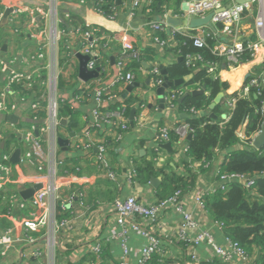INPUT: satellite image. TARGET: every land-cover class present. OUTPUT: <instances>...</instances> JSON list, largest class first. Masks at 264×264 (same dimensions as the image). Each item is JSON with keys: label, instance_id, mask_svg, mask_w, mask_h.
Listing matches in <instances>:
<instances>
[{"label": "crops", "instance_id": "crops-1", "mask_svg": "<svg viewBox=\"0 0 264 264\" xmlns=\"http://www.w3.org/2000/svg\"><path fill=\"white\" fill-rule=\"evenodd\" d=\"M101 1L104 0H59L63 22L57 27L62 35L56 39V15L45 19L40 10L44 3L56 5L54 0H0V174L5 167L10 168L0 189V235L13 240L5 253L0 254V264H140V249L149 242L144 231L151 229L159 238V250L148 264H254V257L246 263L234 252L230 260L223 262L207 239L194 246L201 259L195 263L188 241L181 238L183 216L173 207L161 212L162 228L154 229L140 217H128L120 223L114 203L129 196L144 203L157 202L164 173L183 176L185 185L174 194L183 192L185 207L198 224L197 229L187 231V236L196 237L204 230L217 245L228 248L226 230L205 205V196L220 188L218 175L226 155L216 152L213 160H196L187 154L189 136L162 139V128L173 130L180 122H187L188 116L182 117L185 113L179 112L177 105L170 107L173 101L166 98L168 88L159 95L161 85L151 76V68L162 73V65L180 61L179 45L170 37L173 32L195 33L208 28L215 42L234 45L246 40L259 41L255 28L258 4L253 2L236 30L225 35L216 26L190 28V18L180 14L190 0L182 1L180 10L171 2L165 14L146 8V2L134 7V0H113L112 15L98 11ZM222 1L229 6L238 0ZM169 11L182 21L181 25L167 22ZM148 21L166 22L169 41L163 48L156 43L158 29L152 28ZM86 33H90V39ZM123 35L127 36L131 50L152 49L156 53L141 66L135 61L128 63L127 71L134 76L132 81L115 82ZM88 44L95 53L93 69L89 67L92 57L86 51ZM165 47H170L167 53ZM257 50L254 57L251 54L250 59L237 64L220 55L213 72L228 81L232 91L244 84L245 89L252 78L264 83V45ZM78 54L90 56L88 68L98 69L97 77L87 81L80 77ZM193 69L198 71L199 67ZM14 74H29L32 78L10 84ZM178 88L186 93L202 89L194 85ZM123 104L128 124L125 130L109 115ZM232 106L230 102L225 114ZM97 108L103 114L99 120L94 116ZM204 112L209 116L214 113ZM89 129L93 143L86 148ZM30 138L40 141L39 155ZM101 145L106 148L108 166L99 159ZM17 151L20 160L14 162ZM148 162L160 171L163 169L151 176L159 178L157 186L151 178L148 182H142L136 175L133 180L128 179L132 169ZM110 170L114 176H109ZM36 184L41 188L34 197L24 199L19 185L29 188ZM55 186L59 187L57 198L52 194ZM44 189H49V193L43 204L36 206L34 198ZM200 197L204 198L203 203ZM47 208L50 213L46 225L36 232L37 240L28 243L23 221L47 213ZM62 221L66 225L57 229ZM97 242L101 244L100 257L92 250ZM34 250L41 255H34ZM255 256L260 254L256 251Z\"/></svg>", "mask_w": 264, "mask_h": 264}, {"label": "trees", "instance_id": "trees-1", "mask_svg": "<svg viewBox=\"0 0 264 264\" xmlns=\"http://www.w3.org/2000/svg\"><path fill=\"white\" fill-rule=\"evenodd\" d=\"M148 1L143 0L146 3ZM182 1L184 0H152L148 7L154 12L165 14L166 6H169L171 2L177 8ZM100 4L107 15H112L113 0H104ZM216 27L221 28L222 26L217 25ZM156 32L159 33L160 40H166L169 36L165 28ZM170 37L178 43L182 59L174 64L162 65L161 68L166 70V74L156 75L151 72V76L154 80L157 78L165 80L167 77L169 81H174L193 73L187 82L179 86L168 87L167 96L171 90H181L178 87L190 85L209 92L194 95L182 89L183 94L175 100L178 111L188 114L185 121L192 129L187 154L196 160L206 159L208 161L215 158L216 152H222L226 157L220 173L257 177L255 185L251 188L245 187L238 181L230 183L227 191L219 188L214 194L205 196V205L214 219L220 222L226 230L228 238L244 249L251 258L254 257V264H264V147L258 150L251 145L254 136L261 131L264 123V83L257 78V85L250 86L248 93L244 92L245 84L241 89L232 91L228 81L222 80L215 72L204 67L205 63H218L220 58L213 51L214 39H208L207 46L198 48L194 45V37L191 33L178 31L171 33ZM167 41L169 40L165 42L168 43ZM169 48L165 47V53ZM140 53L141 59L135 61L139 66L144 60L154 58L156 52L151 49ZM188 54H200L203 62L189 66L186 62ZM251 54V49L245 44L239 61L250 59ZM194 66L199 67V70L193 69L196 68ZM154 68L152 67L151 71ZM220 93H223V97L214 108H211V104ZM230 102L233 106L229 109L227 117L223 118ZM205 110L213 111L217 118L199 114ZM193 111L197 113H192ZM244 124L246 125V143H242L238 136V130ZM169 134L171 139L178 138L172 129ZM161 171L156 169L153 163L148 162L145 166H138L136 178L142 182H148L151 176ZM183 182V176L164 173L163 184L157 190V201L170 197L178 189L182 190L181 188L185 185ZM37 234L31 235L35 241L38 238ZM256 251L260 254L259 257L255 256Z\"/></svg>", "mask_w": 264, "mask_h": 264}, {"label": "built area", "instance_id": "built-area-1", "mask_svg": "<svg viewBox=\"0 0 264 264\" xmlns=\"http://www.w3.org/2000/svg\"><path fill=\"white\" fill-rule=\"evenodd\" d=\"M56 5L50 6L49 4L42 5L40 7V10L45 17V19H48L52 15H56V28H55V34L56 39L59 38L62 33L58 29L57 25L61 22H63L62 16L63 12L59 8V0H54ZM237 1V0H234ZM253 2L258 4V11L256 13L255 17V28L257 31V35L259 37V41L252 42L250 40H246L242 43H236L234 45L226 44L223 42H215L213 51L216 55L220 56H226L229 63L231 64H237L240 60V55L245 49V44H247V48L251 49L253 57L256 55V52L258 51V47L264 45V0H254V1H247L245 3H237L235 2L232 5L225 6L223 4L222 0H190L188 1L184 6L183 9H181V16L183 17H193V16H204L207 13L211 11H215V14L212 18V22L214 26L221 25L222 27L219 28L220 31L225 35H231L241 22L242 18L244 17L245 13L252 8ZM152 3V0H149L146 3V8L149 4ZM134 7H139L143 5V0H134L133 2ZM98 11L101 13H104L105 11L101 8V5L97 6ZM151 9V8H150ZM148 9V11L150 10ZM152 28L155 30H159L161 28H164V24L161 22L156 21H148L147 22ZM184 33H188L186 31H181ZM191 35L194 37V45L198 48H202L207 46L208 39H214L213 33L208 28H202L198 32L191 33ZM86 38L90 39V33H86ZM121 45H122V56L118 60L117 67H118V73L117 78L115 79V82L120 81L122 79L126 81H132L134 76L131 74L130 71H127V66L130 61H136L141 59V53L138 50H131V48L128 45L127 42V36L123 35L120 38ZM156 43L163 48L165 45V41L160 40L159 38H156ZM92 45L88 44L87 53L92 57L89 62V67L91 69L95 68L96 62H95V53L94 49H92ZM187 64L195 65L198 62H203V58L200 54H188L186 57ZM197 67V66H194ZM204 67L207 68L209 71H214L216 68V63H205ZM152 73H155L156 75L160 74V70L158 68H154L152 70ZM32 78L29 74H14L11 78L9 83L13 84L16 81H19L20 79H26L30 80ZM156 82L158 85H162L164 83L163 78H157ZM264 82V81H263ZM258 80L257 78H252L249 82V84L245 87V92L248 93L250 86L257 85ZM181 90H171L169 91V96L166 98L170 102V107L176 108L175 100L179 98L182 95ZM232 105V103H231ZM2 104L0 105V107ZM37 107V105H34ZM111 118L113 119L114 123L120 127L121 129L125 130L128 128V124L126 123V107L125 105H121L118 109L113 111L111 114H109ZM94 116L96 120L102 119L103 114L100 111L99 108H97L94 111ZM245 127L246 125L240 127L238 130V136L241 139L242 143H246L247 137L245 135ZM168 128H162L161 129V137L164 140H170V134H169ZM173 131L175 134L180 138L184 139V137L189 136L192 132V129L190 127V124L187 122H180L179 124L175 125L173 128ZM88 137V143H86V148H90V146L93 143V133L89 129L86 133ZM36 155H39V148H40V141L35 138H30ZM253 141V140H252ZM253 146V144L251 143ZM99 149V159L101 160V163L105 166H108L107 159L105 157L106 148L104 145H101L98 147ZM10 172L9 167H5L3 170V174H0V189L3 188L4 181L8 176V173ZM5 174L7 176H5ZM109 176H114V172L110 170L108 172ZM136 175L135 168L132 169L130 175L128 176L129 180H133V178ZM219 178L221 180L220 189L223 191H227L230 188V183L233 181H238L239 183L243 184L247 188H251L255 185L257 177H251L248 175H240V174H231V173H219ZM59 189L58 186H55L52 190V194L55 198H57V190ZM49 193V189L39 190L34 198V204L36 206L42 205V201L44 197ZM200 203H203V197L199 198ZM174 208L177 212L181 213L183 216L182 225H181V238L188 241V247L190 249V253L192 255V259L195 263L201 262L199 254L195 251L194 246L198 243H200L202 240L207 239V241L212 245L214 252L217 257H219L222 261L227 262L230 260V255L232 252L239 255V257L246 263H249L251 261V257L246 253L244 249H242L240 246H238L237 243H233L229 239V246L227 249H224L223 247L217 245L213 238L204 230H200L196 237L190 238L187 236V231L190 229H197L198 224L194 219L192 218L191 212L185 207V201L182 199V192L177 191L175 194L171 195L170 197L162 200L157 201L153 203H144L138 201L134 196H129L126 198H120L117 199L114 203V208L119 212L120 214V223L123 224L124 219L128 217H133L134 219L136 217H140L144 221L150 223L154 229L162 228L161 221H160V215L163 210H166L167 208ZM49 213L50 210L47 208V213L42 214L41 216L37 218H28L23 221V227L25 228V231L27 232V235L25 237L26 241L28 243H32L35 241V238L31 235L33 233H36L39 231L44 225H46L48 219H49ZM67 222L62 221L61 223L57 224V229L59 227L66 225ZM137 228H140V225L138 223H135ZM144 234L148 237L149 242L148 244L144 245L140 249V255H139V263L140 264H148V262L151 260L152 256L159 250V238L158 236L152 232L151 230H145ZM13 243V240L8 235H0V253L4 254L6 249L9 247V245ZM93 252L100 257L101 254V244L98 242L95 243L93 247ZM34 255L37 257L41 255V252L39 250H34Z\"/></svg>", "mask_w": 264, "mask_h": 264}, {"label": "water", "instance_id": "water-1", "mask_svg": "<svg viewBox=\"0 0 264 264\" xmlns=\"http://www.w3.org/2000/svg\"><path fill=\"white\" fill-rule=\"evenodd\" d=\"M247 1H251V0H238L237 3H245ZM215 14V11H211L209 13H207L204 16H193L190 18V22H189V27L192 29H196L198 27H202V26H208V27H214L213 22H212V18ZM167 22L173 26H179L182 24V21L173 17L172 16V12L169 11V16L167 17ZM78 56L81 58V65H80V77L83 80H89L91 78L97 77L99 75V70L95 69V70H90L88 68V61L90 59L89 55H82V54H78ZM182 58H180L181 60ZM163 74H166V70L162 71ZM193 76L192 74L186 75L182 78L176 79L174 81H169L167 77H165V82L158 88V93L159 95H163L164 91L166 88L171 87L173 85H180L183 84L184 82L188 81L191 77ZM204 93V89H195L191 91V94L197 95V94H201ZM223 97V93H220L214 100V102L211 104V108H214V106L220 102L221 98ZM183 98V97H182ZM161 101H164L163 98H161ZM201 114L204 115L205 112L201 111ZM188 114H182V117H187ZM211 117L213 118H217L216 115L214 113L211 114ZM227 117V114L223 115V118ZM192 135H189V139L191 138ZM64 143H67V141H64ZM253 147L260 150L264 147V123L262 125V129L259 133H257L252 141ZM19 151H17L13 157V161L14 162H19L20 160V156H19ZM151 182L157 186L159 183V178L153 177L151 178ZM41 188V185L36 184L32 187H25L24 185H19V189H20V193L22 195V197L24 199H30L34 197L35 192Z\"/></svg>", "mask_w": 264, "mask_h": 264}]
</instances>
